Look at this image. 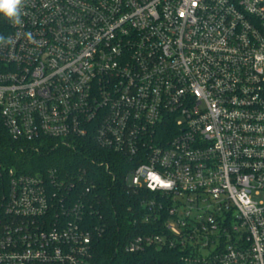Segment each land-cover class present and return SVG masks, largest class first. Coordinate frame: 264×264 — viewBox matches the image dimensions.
I'll return each instance as SVG.
<instances>
[{
  "label": "built area",
  "instance_id": "2783aa9c",
  "mask_svg": "<svg viewBox=\"0 0 264 264\" xmlns=\"http://www.w3.org/2000/svg\"><path fill=\"white\" fill-rule=\"evenodd\" d=\"M20 18L0 43L10 137L125 157L124 185L168 213L126 253L264 264V0H23ZM94 174L7 170L0 264H94Z\"/></svg>",
  "mask_w": 264,
  "mask_h": 264
},
{
  "label": "trees",
  "instance_id": "16d2710c",
  "mask_svg": "<svg viewBox=\"0 0 264 264\" xmlns=\"http://www.w3.org/2000/svg\"><path fill=\"white\" fill-rule=\"evenodd\" d=\"M9 33L10 20L0 15V37L6 39ZM51 145L50 141L42 145L15 141L8 134L0 118V220L4 218L5 199L9 188L7 170L13 168L31 175L46 173L50 168L60 170L86 168L90 172H97L94 177H98L96 193L100 203L93 206V209L98 210L103 216V224L107 228L104 236L95 244L93 263L180 264L178 251L168 249L156 251L150 248L143 254L125 252V246L135 236L164 233L163 225L168 219L166 211L157 213L155 210L142 208V202L152 200L155 195L147 191L134 192L124 185L123 176L132 167L125 157L102 151L91 144L87 147H78L75 152L66 148L54 149ZM36 147L39 149L36 150ZM91 160H96L98 164L109 163L116 176L115 183L104 174V168L92 164ZM155 199L166 207L170 206L167 197L157 195ZM156 213L160 216L157 220ZM144 217L149 221L142 222Z\"/></svg>",
  "mask_w": 264,
  "mask_h": 264
},
{
  "label": "clouds",
  "instance_id": "9594fccd",
  "mask_svg": "<svg viewBox=\"0 0 264 264\" xmlns=\"http://www.w3.org/2000/svg\"><path fill=\"white\" fill-rule=\"evenodd\" d=\"M22 7L23 0H0V15H3L14 24H20ZM4 39V37H0V41Z\"/></svg>",
  "mask_w": 264,
  "mask_h": 264
}]
</instances>
